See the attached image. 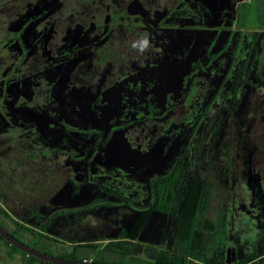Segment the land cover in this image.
Returning <instances> with one entry per match:
<instances>
[{
    "label": "flooded vegetation",
    "instance_id": "af4514ba",
    "mask_svg": "<svg viewBox=\"0 0 264 264\" xmlns=\"http://www.w3.org/2000/svg\"><path fill=\"white\" fill-rule=\"evenodd\" d=\"M3 158L18 211L14 230L0 222L32 248L153 264L165 251L143 263L134 250L159 214L201 250L231 162L264 186V0H0ZM117 228L135 244L125 260L104 237ZM104 241L118 262L83 257Z\"/></svg>",
    "mask_w": 264,
    "mask_h": 264
},
{
    "label": "rangeland",
    "instance_id": "374dc122",
    "mask_svg": "<svg viewBox=\"0 0 264 264\" xmlns=\"http://www.w3.org/2000/svg\"><path fill=\"white\" fill-rule=\"evenodd\" d=\"M44 34L45 33L42 35L43 38H45ZM43 50L46 51L45 46L43 48L42 46H39L38 51H40V56L45 55ZM13 156L14 154L11 152L7 157L8 159L14 160ZM0 161L6 162V159L3 158L0 159ZM249 164L250 163L247 161L244 162V167L241 168V171H238L231 162V176L227 175L219 178V182L222 185L224 184L229 189V192H226V196H229L230 198L229 206L225 209H212L213 213L215 211L213 229H210L209 227L207 228L204 224L198 227L201 232L208 233L209 235L205 238H200L202 239L200 242V246L202 247L201 250H199L196 246H194L193 249L190 248L189 251L192 263L198 264L197 262H199V260L202 261V258H204L207 253L209 257H214L212 259L217 258V260H219L215 262V264H224L222 262V259H225L223 257L225 256L224 251H226L227 257L225 264L242 263L245 262L249 256H252V260H257L256 257L264 253V186L261 187L258 182L259 176L257 175V172L253 171V168H250L251 166ZM8 168L10 170L14 169V167H7L6 171L8 172L3 170L0 173V196L5 195L7 198V195L4 193L7 189L9 193V197L7 198L8 202L3 201L0 198V206H3L2 209L12 216L13 220L1 217L8 224V227L14 230L16 227L14 220L17 218L18 209H16V198L14 197L15 179L10 174L13 173V171L8 170ZM242 175H244V177ZM250 182L254 183V187H244L246 184L250 185ZM240 183L243 184V187H241L240 190L239 188H234L235 184L240 185ZM244 190H246L247 195L246 198L244 197L242 199L241 194ZM244 199H246V201ZM127 223L128 222L126 221L124 225L128 226ZM176 227V220L171 219L166 215L152 214L136 242L134 250L135 256L140 258V262L144 263L146 261H154V256L160 251L168 253H186L189 249V241L181 234H177ZM118 232L119 228H117L113 234L109 235L110 233H106L104 236L113 240L112 243H108L109 246L116 245L118 243L115 242L117 241L115 239ZM216 239L221 244L218 245ZM208 240L209 247H206ZM85 242L88 243V241ZM91 243L95 242L92 241ZM106 244L107 241L97 243L99 247H96V249L92 251L82 252L84 253L83 257L85 258L91 256L95 257V259H102L111 263L118 262L119 260L115 259L114 256L109 254L105 255L107 253H102L103 251L101 252V249H104ZM215 246H218L219 248L215 249L214 252L213 249ZM205 250L208 252L206 253ZM218 254H220L219 257ZM104 255L106 257H103ZM261 262H264V255L261 257ZM0 264L28 263L23 254L15 253L13 257L8 256L6 247L4 246L0 247Z\"/></svg>",
    "mask_w": 264,
    "mask_h": 264
},
{
    "label": "trees",
    "instance_id": "16d2710c",
    "mask_svg": "<svg viewBox=\"0 0 264 264\" xmlns=\"http://www.w3.org/2000/svg\"><path fill=\"white\" fill-rule=\"evenodd\" d=\"M0 213H3L6 215V217H8V219H11V217L5 213V211L3 209H0ZM141 224H134L133 225V232H134V236L133 239H135L139 233ZM14 233V232H13ZM6 247L7 250V255L10 257H13V255L15 253H20L23 254L26 257V261L28 264H36L38 263V260L33 257V256H29L26 253H23L22 251H20L18 248H16L15 246L11 245L9 242H7L1 235H0V247ZM114 246V247H113ZM134 246L135 244L133 242H129V241H119L116 245H112L109 246V248H113L114 251H118L119 253H121L123 255V259L125 260L128 255H130L133 250H134ZM85 247H88L85 246ZM190 249H188V251L186 253H162L158 256L157 261L153 264H194L192 263V259H191V255H190ZM264 255V253H262V255L257 256V260L253 259L252 260V256H249L245 262L242 263H238V264H263L264 262H261V257ZM217 257V256H216ZM66 259H71V260H80L83 261L84 259L79 256H72V257H64ZM204 264H215V262L219 261L217 260V258L212 259V258H208V260H203ZM222 262L225 264L224 259H222ZM44 264H48V263H44ZM51 264V263H50Z\"/></svg>",
    "mask_w": 264,
    "mask_h": 264
},
{
    "label": "water",
    "instance_id": "95a60500",
    "mask_svg": "<svg viewBox=\"0 0 264 264\" xmlns=\"http://www.w3.org/2000/svg\"><path fill=\"white\" fill-rule=\"evenodd\" d=\"M0 235L11 245L15 246L16 248L22 250L24 253H26L29 256L36 257L40 260H43L45 262H50L53 264H109L104 262H94L89 260H71V259H65L61 257H57L54 255H51L46 252L39 251L35 248H32L31 246L25 244L21 240H19L14 234H12L6 227H4L0 222ZM132 264V262L127 263Z\"/></svg>",
    "mask_w": 264,
    "mask_h": 264
},
{
    "label": "clouds",
    "instance_id": "9594fccd",
    "mask_svg": "<svg viewBox=\"0 0 264 264\" xmlns=\"http://www.w3.org/2000/svg\"><path fill=\"white\" fill-rule=\"evenodd\" d=\"M132 47L133 49L137 50L139 54L143 55L145 52L149 51L152 47L149 36L145 35L141 37L135 43H133Z\"/></svg>",
    "mask_w": 264,
    "mask_h": 264
}]
</instances>
